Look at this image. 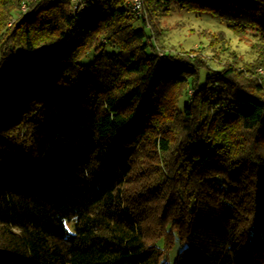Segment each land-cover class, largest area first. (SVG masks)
Listing matches in <instances>:
<instances>
[{"label": "trees", "instance_id": "trees-1", "mask_svg": "<svg viewBox=\"0 0 264 264\" xmlns=\"http://www.w3.org/2000/svg\"><path fill=\"white\" fill-rule=\"evenodd\" d=\"M173 3L256 62L160 55L129 0H0V264H264V0H144ZM147 146L189 180L169 219L127 194Z\"/></svg>", "mask_w": 264, "mask_h": 264}, {"label": "rangeland", "instance_id": "rangeland-1", "mask_svg": "<svg viewBox=\"0 0 264 264\" xmlns=\"http://www.w3.org/2000/svg\"><path fill=\"white\" fill-rule=\"evenodd\" d=\"M144 12L147 27L155 36L154 40L160 55L169 51L184 58V55H195L191 49L199 48L201 55L198 54V56L203 59H201L204 62L202 64L213 68L231 64L242 70L256 62L258 54L252 46L258 40L259 32L254 28H248L245 34L237 35L231 30L228 21L209 12L184 9L175 3L168 9L153 14L150 11L147 12L146 8ZM82 60L87 62L91 60V56ZM258 72L257 74L263 77L264 84V67L259 68ZM246 74L247 72H244V75ZM189 93L194 95L195 91ZM186 100L185 96L182 97L179 107H182ZM165 158L169 159L160 152H154L150 146L144 147L134 158V168L128 181L127 194L137 206L136 211L140 216H145L148 222L151 219L155 220L157 213H164L168 219L172 218L175 215L172 213L175 207L171 195L176 196L177 189L182 188L177 182H185V188L189 183V180H182V177L175 179L176 174L165 165ZM139 204L144 207L140 208ZM245 207L248 208L250 205L247 204ZM144 208L146 215L141 214ZM154 228H156L155 224L154 226L151 224L150 231ZM179 248V245L175 247V250L171 252V258L175 256Z\"/></svg>", "mask_w": 264, "mask_h": 264}, {"label": "built area", "instance_id": "built-area-1", "mask_svg": "<svg viewBox=\"0 0 264 264\" xmlns=\"http://www.w3.org/2000/svg\"><path fill=\"white\" fill-rule=\"evenodd\" d=\"M75 4V7H78V5L83 1V0H70ZM129 4L133 12L140 17L145 18V7H144V0H129ZM22 9H26V5H22ZM262 71V70H260ZM263 72V71H262Z\"/></svg>", "mask_w": 264, "mask_h": 264}]
</instances>
